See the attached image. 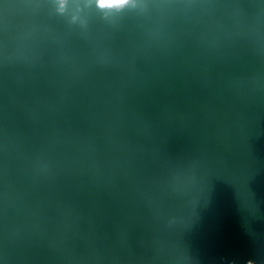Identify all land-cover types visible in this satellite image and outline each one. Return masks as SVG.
<instances>
[{"label":"water","instance_id":"obj_1","mask_svg":"<svg viewBox=\"0 0 264 264\" xmlns=\"http://www.w3.org/2000/svg\"><path fill=\"white\" fill-rule=\"evenodd\" d=\"M264 176V0H0V264H229Z\"/></svg>","mask_w":264,"mask_h":264},{"label":"clouds","instance_id":"obj_2","mask_svg":"<svg viewBox=\"0 0 264 264\" xmlns=\"http://www.w3.org/2000/svg\"><path fill=\"white\" fill-rule=\"evenodd\" d=\"M65 2L66 0H59L61 11L64 10ZM132 2L133 0H95L96 6L101 10H119Z\"/></svg>","mask_w":264,"mask_h":264}]
</instances>
